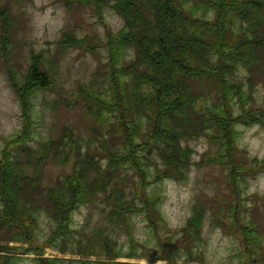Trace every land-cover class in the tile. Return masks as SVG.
Instances as JSON below:
<instances>
[{
  "label": "trees",
  "instance_id": "obj_1",
  "mask_svg": "<svg viewBox=\"0 0 264 264\" xmlns=\"http://www.w3.org/2000/svg\"><path fill=\"white\" fill-rule=\"evenodd\" d=\"M70 1L89 7L105 30L104 38L64 34L59 43L105 52L76 100L95 125L88 138L65 125L58 138L29 146L32 98L50 87L51 76L35 57L23 85L10 71L25 127L0 157V264L22 257L30 264H133L122 257L207 264L201 247L207 229L241 237L239 260L218 264H264V231L253 219L258 213L264 219V195H248L247 187L264 160L237 155L238 127H264V104L256 98L264 87V0ZM106 8L122 20L118 31L106 22ZM3 34L0 43L10 35L4 27ZM201 140L209 154L201 164L220 167L222 178L200 191L184 227L174 230L162 212L159 184L188 180L193 144ZM51 160L72 163L71 172L44 185L42 168ZM95 201L105 226L97 223L83 237L90 221L77 230L75 215ZM132 217L147 229L150 244L142 254L133 245L124 254L117 238ZM47 248L79 258L46 256Z\"/></svg>",
  "mask_w": 264,
  "mask_h": 264
},
{
  "label": "rangeland",
  "instance_id": "obj_2",
  "mask_svg": "<svg viewBox=\"0 0 264 264\" xmlns=\"http://www.w3.org/2000/svg\"><path fill=\"white\" fill-rule=\"evenodd\" d=\"M104 18L113 31H118L123 25L122 20L109 8L105 9ZM3 27L7 35L8 32L10 35L0 43V48L7 45L8 49L0 50V157L2 150L12 148L10 143L20 136L25 127L21 104L11 84L10 71L16 75L18 83L23 85L27 80L33 57L44 63L45 70L51 76V85L49 88L38 90L32 98L34 140L26 144L37 148L42 141L56 139L65 125H72L79 134L88 138L90 128L95 123L86 113L83 104L77 103V93L81 85L91 80L99 62L104 61L105 52L98 49L99 55L89 54L85 48L84 50L64 47L59 43L64 34L79 38L100 34L104 38V26L98 22L91 9L70 0H0V34ZM4 34L0 40H3ZM131 55L126 56V59H130ZM243 75L244 72H239L238 79H242ZM263 89L256 92L259 104H264ZM238 131L240 137L237 155L246 158L245 161L253 158L264 160V127L260 124L241 125ZM193 147L194 165L188 180L182 183L166 181L159 184L158 188V191L162 190L163 215L174 230L184 227L200 191H209L214 186V179L222 178L220 167L201 164L204 155L206 160H209L207 142L201 140L194 143ZM20 158L26 159L24 155ZM260 163L262 171L258 176L255 179H247L248 195L253 192L264 195V162L260 161ZM71 166L72 163L63 165L52 160L48 161L42 168L43 184L53 185L58 175L71 172ZM221 190L224 191L225 187ZM101 207V204L95 201L76 212L77 230H81L85 222L90 221V225L82 231L83 237L92 236L97 223L102 227L105 226V221L101 219ZM253 219L264 231V219L261 218V213ZM43 228H46L45 220ZM116 232L124 254L130 252L132 245L137 254H142L143 246L150 244L145 223L138 217H132L128 225H124ZM237 235L207 229L201 246L206 251L209 261L207 264H218L217 262L230 258L238 261L235 256L241 245V237L239 239ZM46 254L64 259L79 258L54 252L50 248L46 249ZM118 261L133 264L148 263L146 259L141 258L122 257ZM18 264H30V261L22 257L18 260ZM158 264L165 262L159 261Z\"/></svg>",
  "mask_w": 264,
  "mask_h": 264
}]
</instances>
